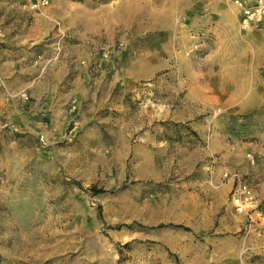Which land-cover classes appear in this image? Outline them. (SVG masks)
Segmentation results:
<instances>
[{
  "label": "rangeland",
  "instance_id": "374dc122",
  "mask_svg": "<svg viewBox=\"0 0 264 264\" xmlns=\"http://www.w3.org/2000/svg\"><path fill=\"white\" fill-rule=\"evenodd\" d=\"M33 1L0 0V50L36 34L0 76V264H264V30Z\"/></svg>",
  "mask_w": 264,
  "mask_h": 264
},
{
  "label": "crops",
  "instance_id": "0c3cea01",
  "mask_svg": "<svg viewBox=\"0 0 264 264\" xmlns=\"http://www.w3.org/2000/svg\"><path fill=\"white\" fill-rule=\"evenodd\" d=\"M207 4H211V7L216 10L217 16L220 17V19L227 23L228 25L232 24L234 26L235 33L238 31L239 33L242 32L241 26H240V11L237 7H235L231 0H206ZM248 4L254 3L255 0H245ZM188 4L191 6L197 5L201 0H188ZM214 10V11H215ZM201 12H198L197 15H199ZM202 17H205V14L202 15ZM264 30V28H262ZM249 32V31H247ZM35 32L32 31L30 33L29 28L25 31H21L19 35L11 37L9 39L10 47L8 49H3L4 51L0 50V76L4 79L12 77L13 72L15 71V67L17 64L24 65V61L30 62V58L27 52L24 50V46L29 45L30 42L34 41L33 37L35 38ZM27 63V62H26ZM30 68H34L33 66H29L28 70ZM51 68V67H49ZM52 72V69H48V71ZM47 71V72H48ZM49 73V72H48ZM50 77L54 79V73H50ZM49 99L53 100V97L47 96L46 97V103H49ZM60 112L59 108H53L52 114L55 117L56 114Z\"/></svg>",
  "mask_w": 264,
  "mask_h": 264
},
{
  "label": "built area",
  "instance_id": "2783aa9c",
  "mask_svg": "<svg viewBox=\"0 0 264 264\" xmlns=\"http://www.w3.org/2000/svg\"><path fill=\"white\" fill-rule=\"evenodd\" d=\"M28 2L32 10L46 5L45 1L28 0ZM231 2L240 11L241 26L245 28H264V0H255L252 4H248L245 0H231Z\"/></svg>",
  "mask_w": 264,
  "mask_h": 264
},
{
  "label": "trees",
  "instance_id": "16d2710c",
  "mask_svg": "<svg viewBox=\"0 0 264 264\" xmlns=\"http://www.w3.org/2000/svg\"><path fill=\"white\" fill-rule=\"evenodd\" d=\"M90 190H92V191H95V189H94V188H92V189H90ZM98 193H100V191H96V193H95V194H98Z\"/></svg>",
  "mask_w": 264,
  "mask_h": 264
}]
</instances>
